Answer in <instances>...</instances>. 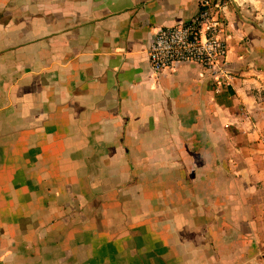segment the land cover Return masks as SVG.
<instances>
[{"label": "crops", "instance_id": "0c3cea01", "mask_svg": "<svg viewBox=\"0 0 264 264\" xmlns=\"http://www.w3.org/2000/svg\"><path fill=\"white\" fill-rule=\"evenodd\" d=\"M199 1L0 0V264H264V0L149 64Z\"/></svg>", "mask_w": 264, "mask_h": 264}, {"label": "built area", "instance_id": "2783aa9c", "mask_svg": "<svg viewBox=\"0 0 264 264\" xmlns=\"http://www.w3.org/2000/svg\"><path fill=\"white\" fill-rule=\"evenodd\" d=\"M242 7L246 0H200L196 15L187 23L156 31L148 47L151 70L160 72L175 65L202 67L214 90L232 79L227 62L225 7Z\"/></svg>", "mask_w": 264, "mask_h": 264}]
</instances>
